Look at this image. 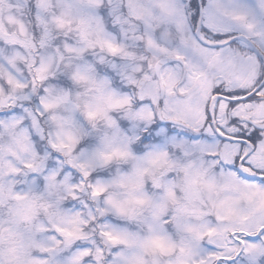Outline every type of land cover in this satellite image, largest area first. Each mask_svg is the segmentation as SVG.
<instances>
[{
    "label": "snow or ice",
    "instance_id": "6c2138e0",
    "mask_svg": "<svg viewBox=\"0 0 264 264\" xmlns=\"http://www.w3.org/2000/svg\"><path fill=\"white\" fill-rule=\"evenodd\" d=\"M0 264H264V0H0Z\"/></svg>",
    "mask_w": 264,
    "mask_h": 264
}]
</instances>
